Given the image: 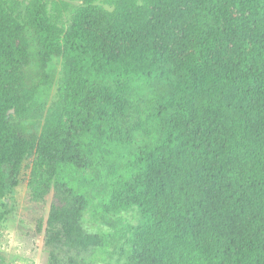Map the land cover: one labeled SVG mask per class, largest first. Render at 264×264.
<instances>
[{"label":"trees","instance_id":"obj_1","mask_svg":"<svg viewBox=\"0 0 264 264\" xmlns=\"http://www.w3.org/2000/svg\"><path fill=\"white\" fill-rule=\"evenodd\" d=\"M81 1L64 28L0 0V198L31 159L48 264H89L111 235L85 215L129 209L114 264H264V0ZM25 27L62 58L38 134L12 120L36 102Z\"/></svg>","mask_w":264,"mask_h":264},{"label":"rangeland","instance_id":"obj_2","mask_svg":"<svg viewBox=\"0 0 264 264\" xmlns=\"http://www.w3.org/2000/svg\"><path fill=\"white\" fill-rule=\"evenodd\" d=\"M24 8L29 0H18ZM53 22L66 28L81 0H45ZM30 42V62L25 68L26 82L37 86L35 103L24 116L12 115L24 133L38 134L47 108L56 100L62 76V58L54 55L43 67L39 57V43L31 28L25 27ZM30 161L21 168L18 185L0 198V264H48L49 252L45 245V222L48 216L52 192L43 201H31L27 181ZM137 217L135 209L122 211L111 223L94 220L86 214L83 226L87 231L109 233L107 245L82 252L81 257L89 264H114L121 256V248L127 249L123 234L128 223ZM41 223V230L37 226ZM128 236V234H127Z\"/></svg>","mask_w":264,"mask_h":264}]
</instances>
